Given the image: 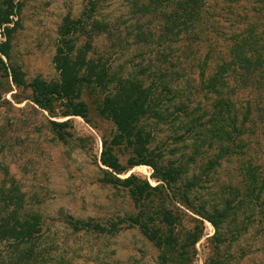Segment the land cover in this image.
I'll list each match as a JSON object with an SVG mask.
<instances>
[{
    "label": "trees",
    "instance_id": "obj_1",
    "mask_svg": "<svg viewBox=\"0 0 264 264\" xmlns=\"http://www.w3.org/2000/svg\"><path fill=\"white\" fill-rule=\"evenodd\" d=\"M100 2L88 0L78 18H63L54 58L59 82L27 81L7 63L18 5L0 4V94L3 85L28 89V100L49 115L88 122L85 96L114 128L110 139H101L100 182L125 189L135 211L105 225L65 216L71 234L110 236L136 228L157 250V264H192L207 221L214 232L203 264L264 257V0H126L138 24L131 39L143 44L138 57L144 65L132 64L125 75L113 72V60L109 74L101 54L88 58V44L76 45ZM95 25L99 36L104 26ZM115 31L111 48L121 45V30ZM49 124L58 140L72 137L70 119ZM176 124L181 134L172 138L189 152L174 156L171 148L174 157L167 159L168 147H151L155 129ZM117 150L128 152L124 164ZM138 165L152 169L156 185L133 174L118 177ZM5 171L0 264H76L74 251L64 254L66 242L50 234Z\"/></svg>",
    "mask_w": 264,
    "mask_h": 264
},
{
    "label": "rangeland",
    "instance_id": "obj_2",
    "mask_svg": "<svg viewBox=\"0 0 264 264\" xmlns=\"http://www.w3.org/2000/svg\"><path fill=\"white\" fill-rule=\"evenodd\" d=\"M13 1L18 5L16 16L13 17L17 26L11 36L7 63L18 67L27 81L38 77L46 82H59L60 75L54 58L62 39L63 18H78L88 0ZM125 5L126 0H101L99 11L84 21L83 29H79L75 38L77 46L88 44V58L92 55L91 58L96 59L97 55H102L109 67V74L112 60L113 72L121 75L128 73L132 64L135 66L142 62L144 65L143 56L138 57L143 44H134V39H131L137 32L138 24L129 16ZM95 21L104 26L99 36H96ZM129 24L130 31L127 30ZM115 29L121 30V45L111 48L116 36L110 37V32L116 35ZM0 40L3 39L0 37ZM111 49L122 50V53L117 57L114 55L116 53L111 54ZM157 61V56H152V62L157 64ZM182 89L187 92V89ZM2 90L0 183L7 178V170L19 190L25 194L26 205L40 212L50 234L59 236L60 242H66L64 254L70 255L74 251L76 264H157V250L136 228H122L110 236L72 235L64 223L65 216H72L80 220L93 219L105 225L117 222L135 211L125 189L100 182L101 139H110L114 128L109 120L98 115L92 100L83 97L89 111V121L85 122L80 117L65 118L40 110L28 100V89L3 85ZM102 92L100 90V94ZM67 119L72 125L69 129L72 137L62 142L51 132L49 121ZM178 126L165 125L155 129L157 139L151 147H168L165 151L167 159L189 152L186 144L172 138L181 134ZM171 148L177 149L175 155L169 152ZM116 153L124 164L128 152L117 150ZM130 174L147 180L152 186L156 185L151 178L152 169L147 165L135 166L118 177L125 178ZM185 223L187 226L190 224L187 221ZM203 226L204 235L195 245L197 256L192 264H203L207 252L206 239L214 232L209 222L203 221ZM229 263L264 264V257H234Z\"/></svg>",
    "mask_w": 264,
    "mask_h": 264
}]
</instances>
